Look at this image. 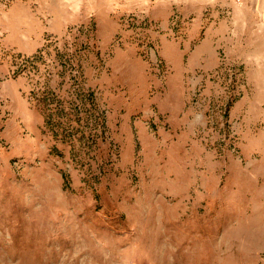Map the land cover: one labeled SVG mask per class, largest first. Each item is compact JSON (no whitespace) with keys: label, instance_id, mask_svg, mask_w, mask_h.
<instances>
[{"label":"rangeland","instance_id":"374dc122","mask_svg":"<svg viewBox=\"0 0 264 264\" xmlns=\"http://www.w3.org/2000/svg\"><path fill=\"white\" fill-rule=\"evenodd\" d=\"M0 264H264V0H0Z\"/></svg>","mask_w":264,"mask_h":264}]
</instances>
